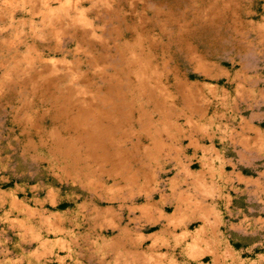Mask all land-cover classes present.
I'll return each mask as SVG.
<instances>
[{
	"label": "rangeland",
	"instance_id": "374dc122",
	"mask_svg": "<svg viewBox=\"0 0 264 264\" xmlns=\"http://www.w3.org/2000/svg\"><path fill=\"white\" fill-rule=\"evenodd\" d=\"M0 264H264V0H0Z\"/></svg>",
	"mask_w": 264,
	"mask_h": 264
},
{
	"label": "crops",
	"instance_id": "0c3cea01",
	"mask_svg": "<svg viewBox=\"0 0 264 264\" xmlns=\"http://www.w3.org/2000/svg\"><path fill=\"white\" fill-rule=\"evenodd\" d=\"M256 127L253 124H248V134H238V138L236 140H233L236 143H239L241 145H244L243 142H247L246 146H242L244 149H250L251 148V140L254 139V136L251 134V132L255 133ZM209 133V132H208ZM204 134H198L197 132H191L188 133V136L186 135L188 139L187 145L191 147L192 149V157H195V161H197L199 168L197 172L203 173L205 176L204 181L207 182L208 185L211 187L213 186H218L219 191L224 188V181L227 177L230 178L231 175H234L237 178V181H240L241 179H244L245 176L244 174L238 170V171H232L231 174H228L224 170L223 165H218L217 161H223L225 162L226 159L224 158L223 155L220 154V152L216 151V148L214 146V139H212V143H206V141L203 142ZM210 135V133H209ZM213 137H216V134H213ZM238 140V142H237ZM244 151V150H243ZM180 160V161H179ZM176 160L173 167H175V174L174 177H170L168 182L166 183V192L162 195L164 199L163 203L164 205H170L172 206V209L170 210L171 215L170 218L175 220V224H172L171 226L177 229H183L179 234L175 236V240H210L208 236L205 237L203 235L202 237L194 235L196 232H192L190 229H188V226L190 222L192 221V218L190 217V213H192V208H191V203L187 207L186 205L182 206L181 203H178L175 205L173 204V200L170 199L171 196L177 197L180 194V190L176 187H172V182L173 181H178L180 182H190V185L192 184V181L194 180H189L187 175H193L194 171L191 168L192 166V159L190 163L183 162V160L179 159ZM187 160V159H186ZM185 161V159H184ZM228 163H231V160H227ZM184 173L185 176L181 178L180 173ZM196 181V180H195ZM223 181V182H222ZM201 183V182H200ZM206 184V185H207ZM182 192V191H181ZM223 197H226L225 194ZM231 201H228L225 204V211L227 214H232L233 212L240 213L241 208L235 207L233 205V199H230ZM232 204H229V203ZM160 209V208H159ZM166 208L163 207V210ZM208 209V211H207ZM204 212H206L205 216V221L203 222V227L205 229H208L210 225H214V221L211 220L212 217H210V212H212L211 208H207ZM161 212V210H159ZM214 212V211H213ZM228 229L232 231L233 233H237L238 235L245 236L247 235V229L243 227L242 221H228L227 223ZM209 232V231H208ZM208 238V239H207ZM224 240H230L229 234Z\"/></svg>",
	"mask_w": 264,
	"mask_h": 264
}]
</instances>
